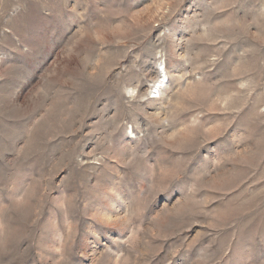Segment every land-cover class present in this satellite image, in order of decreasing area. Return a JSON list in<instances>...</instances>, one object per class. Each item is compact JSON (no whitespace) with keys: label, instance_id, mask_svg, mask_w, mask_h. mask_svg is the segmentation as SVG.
<instances>
[{"label":"rangeland","instance_id":"1","mask_svg":"<svg viewBox=\"0 0 264 264\" xmlns=\"http://www.w3.org/2000/svg\"><path fill=\"white\" fill-rule=\"evenodd\" d=\"M0 264H264V0H0Z\"/></svg>","mask_w":264,"mask_h":264},{"label":"bare ground","instance_id":"2","mask_svg":"<svg viewBox=\"0 0 264 264\" xmlns=\"http://www.w3.org/2000/svg\"><path fill=\"white\" fill-rule=\"evenodd\" d=\"M158 89V88H157ZM156 91H158V90H156Z\"/></svg>","mask_w":264,"mask_h":264}]
</instances>
